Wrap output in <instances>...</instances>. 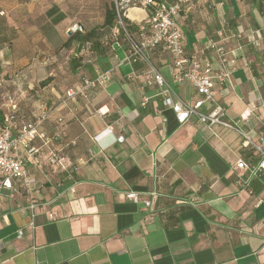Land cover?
<instances>
[{"label": "crops", "instance_id": "1", "mask_svg": "<svg viewBox=\"0 0 264 264\" xmlns=\"http://www.w3.org/2000/svg\"><path fill=\"white\" fill-rule=\"evenodd\" d=\"M96 1L0 0V117L7 95L20 119L46 109L42 129L72 165L63 171L44 160L29 168L43 185L34 198L46 205L31 208L22 189L2 190L0 264H264V173L251 178L235 168L255 161V152L234 130L194 119L178 124L116 27L101 37L112 41L106 68L88 43L65 45L74 24L85 31L103 23L111 0ZM125 8L138 25L148 13ZM176 22L186 55L211 38L231 51L230 78L214 82L213 92L257 140L264 133V0H189ZM147 54L176 94L198 99L189 81L172 80L168 51ZM99 73L107 79L87 97L66 99L68 88ZM129 190L137 201L125 196Z\"/></svg>", "mask_w": 264, "mask_h": 264}, {"label": "built area", "instance_id": "2", "mask_svg": "<svg viewBox=\"0 0 264 264\" xmlns=\"http://www.w3.org/2000/svg\"><path fill=\"white\" fill-rule=\"evenodd\" d=\"M187 1L189 0L169 3L164 0H115L119 23L122 26L119 9L130 3L148 9L146 17L139 25V39H134L126 33L132 48L128 57L144 61L146 65L142 73L144 82L155 84L159 88L163 104L173 111L178 124L194 119L208 128L219 126L239 133L243 138L242 143L251 146L255 152L256 160L249 162L238 160L235 168L247 170L248 177H261L264 173V133L260 134L257 140H253L240 129L238 122L230 119L225 107L218 103L212 88L214 82L225 84L229 80L233 70L231 51L222 39L211 38L198 49V53L186 55L184 52L182 31L177 25L176 16L182 3ZM72 29L81 30V26L74 24ZM262 45L264 46V39ZM154 47H161L170 53L172 80L176 83L189 81L199 95L198 99L192 101L176 94L147 54V50ZM106 79V73H99L93 79L84 77L79 85L65 91L66 99L87 97V89L103 83ZM1 109L0 195L2 190L22 189L29 196L31 208L46 205L45 201L38 203L34 198L35 193L43 185L29 168H42L44 160L54 169L66 171L72 167L60 149L52 145L55 135L50 136L42 129L48 116L47 110L43 109L30 120L20 119L18 103L12 95L6 96ZM249 113L250 110H247L242 119H246ZM117 139L122 140L123 136H118ZM237 182L247 185L246 180L241 178ZM125 196L133 201L139 199L138 192L134 190L127 191ZM144 203L148 205L149 201L145 200ZM54 213L51 211L49 215L53 217Z\"/></svg>", "mask_w": 264, "mask_h": 264}, {"label": "trees", "instance_id": "3", "mask_svg": "<svg viewBox=\"0 0 264 264\" xmlns=\"http://www.w3.org/2000/svg\"><path fill=\"white\" fill-rule=\"evenodd\" d=\"M169 3L175 2V0H164ZM177 1V0H176ZM118 13L115 7V0L110 1L109 5L106 6L104 10V20L101 25L95 26L89 30L82 31L80 29H76L71 32L70 36L68 37L65 45H69L72 40H76L78 43L81 44H89V48L94 51L99 57H101V63L103 61V68L108 67L106 62L107 60V47L112 44L110 39L107 40V44H103L101 37L103 35V30L107 29L111 31L112 28L118 29V35L120 37L127 38L126 33L132 37L136 38L139 34V25L132 22L127 17H122L121 20L123 21V26L119 24L118 21ZM133 34L135 36H133ZM105 62V63H104ZM71 63L73 66H76L77 59L75 57L72 58ZM20 78L25 77V72L21 71ZM41 84H45L46 80L41 81Z\"/></svg>", "mask_w": 264, "mask_h": 264}, {"label": "rangeland", "instance_id": "4", "mask_svg": "<svg viewBox=\"0 0 264 264\" xmlns=\"http://www.w3.org/2000/svg\"><path fill=\"white\" fill-rule=\"evenodd\" d=\"M82 1H84V0H82ZM85 1H90V2H92L93 3V0H85ZM103 1V0H102ZM111 1H114V0H111ZM96 2H99V0H97ZM131 5L133 4V3H130ZM120 10V18H122V17H127L126 16V8L125 7H123V8H121V9H119ZM103 13V12H102ZM96 14V13H95ZM99 13H97V15H98ZM118 21H119V18H118ZM121 22L123 23V21L121 20ZM120 24V23H119ZM121 25V24H120ZM133 36H135L134 34H133ZM134 39H136V38H134Z\"/></svg>", "mask_w": 264, "mask_h": 264}, {"label": "water", "instance_id": "5", "mask_svg": "<svg viewBox=\"0 0 264 264\" xmlns=\"http://www.w3.org/2000/svg\"><path fill=\"white\" fill-rule=\"evenodd\" d=\"M79 25H80V24H79ZM80 26H81V25H80ZM81 28H82V27H81ZM69 33H70V32H69ZM69 33H68V34H69Z\"/></svg>", "mask_w": 264, "mask_h": 264}]
</instances>
